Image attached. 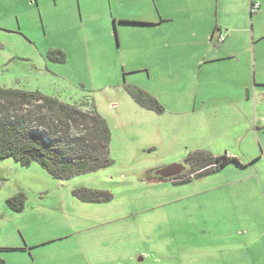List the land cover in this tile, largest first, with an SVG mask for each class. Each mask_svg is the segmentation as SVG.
Here are the masks:
<instances>
[{
	"label": "rangeland",
	"instance_id": "374dc122",
	"mask_svg": "<svg viewBox=\"0 0 264 264\" xmlns=\"http://www.w3.org/2000/svg\"><path fill=\"white\" fill-rule=\"evenodd\" d=\"M262 2V15L251 14L256 22L264 21ZM244 3L249 8L250 0H0V87L93 101L110 130L112 160L54 178L36 162L0 159L5 264H264L262 108L233 102L235 93L222 98L232 77L203 57L232 32L230 10ZM52 49L64 60L49 58ZM252 81L251 73V89ZM127 85L163 110L141 107ZM196 150L233 160L190 170L186 182L147 175ZM82 190L111 197L90 201ZM16 194L19 211L7 203Z\"/></svg>",
	"mask_w": 264,
	"mask_h": 264
},
{
	"label": "trees",
	"instance_id": "16d2710c",
	"mask_svg": "<svg viewBox=\"0 0 264 264\" xmlns=\"http://www.w3.org/2000/svg\"><path fill=\"white\" fill-rule=\"evenodd\" d=\"M47 55L56 61L64 60L60 50L52 49ZM125 89L141 107L163 110L156 97L143 89L135 85ZM109 144L108 124L93 101L70 103L38 90L0 87V159L12 157L24 165L36 162L54 178H69L110 164ZM189 158L201 159L193 169L195 174L216 170L233 160L227 154L213 155L204 150L193 151ZM187 176L176 182L188 181ZM82 191L85 194L79 196L90 201L111 197L107 191ZM7 203L17 211L23 207L19 194L7 198ZM0 264H5L1 258Z\"/></svg>",
	"mask_w": 264,
	"mask_h": 264
},
{
	"label": "crops",
	"instance_id": "0c3cea01",
	"mask_svg": "<svg viewBox=\"0 0 264 264\" xmlns=\"http://www.w3.org/2000/svg\"><path fill=\"white\" fill-rule=\"evenodd\" d=\"M254 1L259 3L257 11L254 10L257 14L262 15V0H250V4ZM196 10L192 7H186V9ZM229 10V9H225ZM235 19L228 23L232 27V32L227 35L224 41L219 46L218 50H215L216 53L209 54L205 52L204 60L215 62L214 67L221 71L229 72L232 77L231 81L224 82L223 88H226L224 95H221L222 98H227L230 93H235V100L233 102L240 103V101H247V103H253V106L259 105L262 108L260 120L264 122V51H262V39H264V21L256 22L254 18H251V14L254 11L250 10L244 4L239 6V9L230 10ZM249 14V19H248ZM163 19H159L162 21ZM151 21V20H150ZM142 25H150L151 22H138ZM217 31H221L222 26L217 25ZM116 37V34H115ZM203 61L199 63L201 68ZM237 72H241L246 75V78L243 77L245 82H242L238 76ZM253 75V85L246 83L250 75ZM242 74V76H243ZM248 75V76H247ZM235 80V81H234ZM216 84L211 85V89L216 90L218 88ZM222 91V88H219ZM251 90V91H250ZM243 108H248L249 105H242Z\"/></svg>",
	"mask_w": 264,
	"mask_h": 264
},
{
	"label": "flooded vegetation",
	"instance_id": "af4514ba",
	"mask_svg": "<svg viewBox=\"0 0 264 264\" xmlns=\"http://www.w3.org/2000/svg\"><path fill=\"white\" fill-rule=\"evenodd\" d=\"M177 162H180L184 166L182 168V171L180 173H178L177 175L169 176V177H163V176H160L159 174H156V171L158 169H160L161 167H164L166 165L158 167V168H151L150 170H148L147 175L149 176V178L151 177V178H154V179L170 180L172 182H176L181 177L187 176V173H189L190 170H193V169L197 168L200 165L201 159H195V160H191V159L185 160L184 159V161H177ZM171 163H173V162H171Z\"/></svg>",
	"mask_w": 264,
	"mask_h": 264
},
{
	"label": "water",
	"instance_id": "95a60500",
	"mask_svg": "<svg viewBox=\"0 0 264 264\" xmlns=\"http://www.w3.org/2000/svg\"><path fill=\"white\" fill-rule=\"evenodd\" d=\"M183 167L184 166L180 162H173L158 169L156 171V174H159L163 177L174 176L180 173Z\"/></svg>",
	"mask_w": 264,
	"mask_h": 264
},
{
	"label": "built area",
	"instance_id": "2783aa9c",
	"mask_svg": "<svg viewBox=\"0 0 264 264\" xmlns=\"http://www.w3.org/2000/svg\"><path fill=\"white\" fill-rule=\"evenodd\" d=\"M259 7V3L257 1H254L250 4V10L254 11ZM224 38L223 32L219 31L217 34V39L222 40Z\"/></svg>",
	"mask_w": 264,
	"mask_h": 264
}]
</instances>
